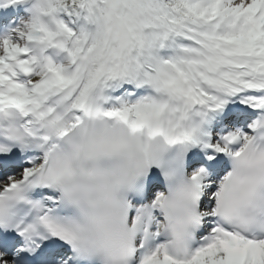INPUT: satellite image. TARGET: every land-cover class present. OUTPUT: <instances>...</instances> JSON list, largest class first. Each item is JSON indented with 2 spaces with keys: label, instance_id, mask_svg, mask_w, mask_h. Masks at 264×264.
<instances>
[{
  "label": "snow or ice",
  "instance_id": "1",
  "mask_svg": "<svg viewBox=\"0 0 264 264\" xmlns=\"http://www.w3.org/2000/svg\"><path fill=\"white\" fill-rule=\"evenodd\" d=\"M0 264H264V0H0Z\"/></svg>",
  "mask_w": 264,
  "mask_h": 264
}]
</instances>
